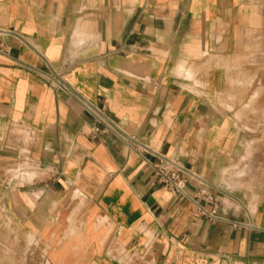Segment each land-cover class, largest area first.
<instances>
[{
  "label": "crops",
  "instance_id": "obj_1",
  "mask_svg": "<svg viewBox=\"0 0 264 264\" xmlns=\"http://www.w3.org/2000/svg\"><path fill=\"white\" fill-rule=\"evenodd\" d=\"M0 213V264H264V0H0Z\"/></svg>",
  "mask_w": 264,
  "mask_h": 264
},
{
  "label": "built area",
  "instance_id": "obj_2",
  "mask_svg": "<svg viewBox=\"0 0 264 264\" xmlns=\"http://www.w3.org/2000/svg\"><path fill=\"white\" fill-rule=\"evenodd\" d=\"M78 100L82 103L84 108L91 113L97 124L93 127V134H97L99 132H107L117 136L123 142L127 143L133 149L138 150L137 147H134L130 144L131 141H135V139L128 137L121 128L108 116L105 114L103 109H100L89 101L82 97H77ZM28 136L33 134V131L28 130ZM143 148H147L142 146ZM161 161L157 164L153 165L155 173L158 176L159 181L168 188L174 195H182L188 196L186 193V185L190 178L194 177L195 175L182 165L178 164L174 160L166 159L161 157ZM198 210L203 214H208L210 217H215V211L211 213H207V211L198 205Z\"/></svg>",
  "mask_w": 264,
  "mask_h": 264
},
{
  "label": "rangeland",
  "instance_id": "obj_3",
  "mask_svg": "<svg viewBox=\"0 0 264 264\" xmlns=\"http://www.w3.org/2000/svg\"><path fill=\"white\" fill-rule=\"evenodd\" d=\"M4 214L0 213V220L3 221V225L0 227L3 230H5V242H1V246L3 244H7V242L9 241V238L12 242L16 243V244H20V241H22V238L19 236V234L11 227V223L10 221H8L7 219L4 221L3 219ZM3 247V246H2Z\"/></svg>",
  "mask_w": 264,
  "mask_h": 264
}]
</instances>
